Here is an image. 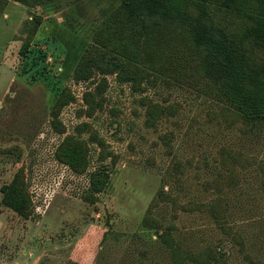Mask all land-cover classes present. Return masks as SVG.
I'll return each mask as SVG.
<instances>
[{"label":"rangeland","instance_id":"obj_1","mask_svg":"<svg viewBox=\"0 0 264 264\" xmlns=\"http://www.w3.org/2000/svg\"><path fill=\"white\" fill-rule=\"evenodd\" d=\"M142 7L0 0V264H264V120L224 101L204 40L264 87L261 19Z\"/></svg>","mask_w":264,"mask_h":264},{"label":"trees","instance_id":"obj_2","mask_svg":"<svg viewBox=\"0 0 264 264\" xmlns=\"http://www.w3.org/2000/svg\"><path fill=\"white\" fill-rule=\"evenodd\" d=\"M126 4H138L150 10H156L163 19L179 18L184 15L187 0H122ZM242 12L253 18H259L258 23L264 31V0H256L250 4L248 0H229ZM140 7V6H139ZM141 8V7H140ZM257 9V10H256ZM207 50L205 55V71L209 78L216 82L221 97L240 115L258 117L264 120V87H252L250 81L253 73L247 70L245 62L240 56L235 44L225 36H214L212 33L204 35ZM26 48L21 49V53ZM254 82V81H253ZM70 160H80L81 152L72 147L67 149ZM3 202L22 213L24 200L15 182L3 188Z\"/></svg>","mask_w":264,"mask_h":264}]
</instances>
